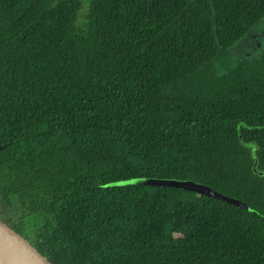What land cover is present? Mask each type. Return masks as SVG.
Here are the masks:
<instances>
[{"label": "trees", "instance_id": "obj_1", "mask_svg": "<svg viewBox=\"0 0 264 264\" xmlns=\"http://www.w3.org/2000/svg\"><path fill=\"white\" fill-rule=\"evenodd\" d=\"M87 3L0 0V204L69 264H264V0Z\"/></svg>", "mask_w": 264, "mask_h": 264}, {"label": "water", "instance_id": "obj_2", "mask_svg": "<svg viewBox=\"0 0 264 264\" xmlns=\"http://www.w3.org/2000/svg\"><path fill=\"white\" fill-rule=\"evenodd\" d=\"M246 145L251 147L253 172L263 176L264 170H260L257 167L258 158L255 154V143L250 141ZM129 183L156 184L181 188L216 198L233 206L249 209L244 202L235 197L220 193L204 183L188 179L133 177L112 181L110 184L119 186ZM0 264H69V262L63 259L59 250L53 248L30 225L6 207L0 205Z\"/></svg>", "mask_w": 264, "mask_h": 264}, {"label": "rangeland", "instance_id": "obj_3", "mask_svg": "<svg viewBox=\"0 0 264 264\" xmlns=\"http://www.w3.org/2000/svg\"><path fill=\"white\" fill-rule=\"evenodd\" d=\"M88 0H81V7L75 17V26L84 30L86 28L88 15ZM264 45V17L256 23L253 28L234 45V59L252 58L258 51V46ZM252 56V57H251Z\"/></svg>", "mask_w": 264, "mask_h": 264}, {"label": "flooded vegetation", "instance_id": "obj_4", "mask_svg": "<svg viewBox=\"0 0 264 264\" xmlns=\"http://www.w3.org/2000/svg\"><path fill=\"white\" fill-rule=\"evenodd\" d=\"M1 205V204H0ZM9 210V209H8ZM16 215V214H15ZM17 216V215H16ZM18 217V216H17Z\"/></svg>", "mask_w": 264, "mask_h": 264}]
</instances>
